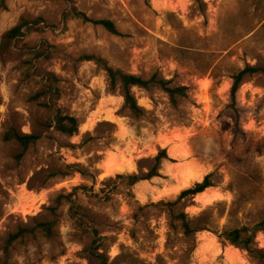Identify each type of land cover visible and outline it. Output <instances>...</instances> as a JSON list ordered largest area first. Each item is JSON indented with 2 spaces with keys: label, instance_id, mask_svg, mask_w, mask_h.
Returning a JSON list of instances; mask_svg holds the SVG:
<instances>
[{
  "label": "rangeland",
  "instance_id": "374dc122",
  "mask_svg": "<svg viewBox=\"0 0 264 264\" xmlns=\"http://www.w3.org/2000/svg\"><path fill=\"white\" fill-rule=\"evenodd\" d=\"M72 9L114 22L119 35L65 19ZM24 18L48 28L0 60V264H93L97 237L109 264H255L217 233L264 220V0H0V44ZM43 42L51 59L32 52ZM99 59L186 86L189 97L175 108L156 84L134 88L146 112L136 119ZM248 66L260 70L233 103V77ZM45 76L59 79L55 104L80 123L74 137L55 130L45 98L34 100ZM11 130L40 140L24 151L5 140ZM161 149L171 159L162 177L133 188L117 178L146 173ZM211 173L216 187L171 206ZM179 213L205 229L191 258ZM54 221L49 240L38 225ZM256 243L264 250L263 233Z\"/></svg>",
  "mask_w": 264,
  "mask_h": 264
},
{
  "label": "trees",
  "instance_id": "16d2710c",
  "mask_svg": "<svg viewBox=\"0 0 264 264\" xmlns=\"http://www.w3.org/2000/svg\"><path fill=\"white\" fill-rule=\"evenodd\" d=\"M68 2V0H53ZM198 4L202 3V0H193ZM80 19L85 23H91L97 26H102L108 32L119 35V31L114 22L110 20H94L89 18L84 13L78 12L76 9H72L66 17ZM44 24V25H43ZM48 26L45 25L43 19L29 20L22 19L19 24L7 31L0 44V60H5L13 55L15 50L23 51V48L18 49V43L24 41L31 33L44 31ZM50 45L47 42H43L39 49H35L32 52L37 59H51L52 51H50ZM102 65L103 70L106 72L110 88L114 91L117 88L122 89L124 97V109L127 110L134 118L142 119L145 117V110L139 105L138 100L133 93L134 88H141L149 90L153 84L158 85L168 96L172 105L177 108L179 106V99H187L189 97V88L186 86H172V81L166 79H159L157 75H154L150 79H144L140 76L127 74L120 70H116L106 64L102 59L97 61ZM260 69L248 66L237 75L233 77V84L231 88L232 102H236V98L240 87L244 79L259 72ZM59 79L56 76L43 77L44 89L41 93L34 97V100H40L45 98L46 102L44 106L54 110L53 127L56 131L67 137H74L79 133L80 123L74 116L65 115L55 104V101L59 99L60 90L58 88ZM234 106V104H233ZM7 141L18 142L26 151L30 146L38 143L40 138L33 134H20L15 130H11L5 136ZM20 155L19 158H22ZM165 160H171L166 149H161L159 153L153 158L152 166L146 173L130 174V175H118L117 178L126 182V185L133 188L140 182L150 181L161 176L162 164ZM216 187L215 174L211 173L205 176L202 182H196L192 187L183 190L178 196L177 200L171 204L173 207L180 206L187 199H194L198 195L205 193L208 189ZM107 195V200L109 199ZM175 220L180 222V226L184 235L187 237L192 246L188 250V257H192L196 249V235L198 232L205 229L194 228L192 221L185 213H179L174 217ZM56 222L42 223L38 225V229L41 230L49 240L53 239V228ZM258 233L264 234V220L256 224L253 227H243L233 230H224L221 233H217L220 240L229 242L231 245L240 248L247 252L248 256L255 264H264V250L260 249L256 243V236ZM25 231L22 230L17 234L11 235L7 246L5 248V255L8 257L12 244L22 238ZM97 234V233H96ZM97 236V235H96ZM103 240L99 237L95 239L91 248L87 250L88 257L93 264H109L105 256L100 252L103 247Z\"/></svg>",
  "mask_w": 264,
  "mask_h": 264
}]
</instances>
